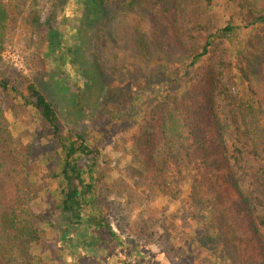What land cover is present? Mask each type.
Masks as SVG:
<instances>
[{
    "label": "rangeland",
    "instance_id": "374dc122",
    "mask_svg": "<svg viewBox=\"0 0 264 264\" xmlns=\"http://www.w3.org/2000/svg\"><path fill=\"white\" fill-rule=\"evenodd\" d=\"M250 1L264 8V0ZM2 2L7 17L0 31V77L18 87L21 78L32 79L59 108L62 132L85 133L88 143L98 147L93 167L98 202L126 247L110 255L101 247L82 248L77 243L80 230L71 231L69 239L35 219L37 240L29 243L28 252L38 264H264V192L252 193L245 204L231 195L222 209L217 204L210 209L194 203L188 181L181 180L175 192L167 182L176 178L154 173L153 143L166 85L179 88L183 107L196 95L193 110L205 128L215 111L205 97L207 70L214 64L221 78L217 106L227 112L223 106L235 101L251 104L264 140V24L243 28L238 17L244 14L239 5L245 0H109L107 14L98 21L85 15L77 0ZM228 22L238 26L235 34L215 42L210 54L190 65L207 35ZM41 30L46 35L59 31L64 53L46 56ZM238 50L249 68V87L229 73ZM71 51L77 52L75 59ZM158 74L162 85L138 90L145 78ZM106 86L116 89V98L123 92L130 98L138 94L116 119L104 114ZM191 88L194 94H189ZM0 110L12 148L30 155L28 208L21 207L45 213L60 189L59 178L52 176L58 172L57 143L36 111L13 95L0 91ZM217 199L208 194L204 201L215 204ZM83 256L88 260L81 261Z\"/></svg>",
    "mask_w": 264,
    "mask_h": 264
},
{
    "label": "trees",
    "instance_id": "16d2710c",
    "mask_svg": "<svg viewBox=\"0 0 264 264\" xmlns=\"http://www.w3.org/2000/svg\"><path fill=\"white\" fill-rule=\"evenodd\" d=\"M2 1L0 0V31L4 29L7 17ZM108 3L109 0H77V4H82L85 15L87 13L91 19L95 17L97 21L107 14ZM239 7L244 10L241 18L238 17L243 23V28L264 24V8H257L255 2L250 0H245ZM237 29L238 26L228 22L207 35L201 50L192 55L190 65L210 54V48L215 42L229 40ZM41 31L44 34L43 30ZM61 40L59 31L50 35L44 34L46 56L52 51L64 53ZM75 52L71 51V59L76 58ZM230 65L229 73L235 72L236 77L249 87V68L241 50L237 51ZM217 69V65L214 64L207 70V86L210 88H207L205 97L210 102L212 110L215 108L213 116L209 117L210 123L201 128L202 122L193 110L196 95L188 100L189 107L187 105L183 107L177 92L179 88L171 86L169 82L166 85L164 105L159 111V122L153 143L157 151L154 173L165 172L169 175V180L171 177L176 178L173 184L172 181L167 182L169 188L175 192L179 191L178 183L181 180L188 181L194 203L201 207L206 205L210 209L216 204V208L222 209L225 205L224 198L231 195L245 204L244 201L252 193L258 195L260 191V195L264 192V140L259 123L252 113L253 107L249 103L243 105L235 101L229 108L223 106L227 111L225 112L221 106H217L221 104L222 94L217 86L221 81L217 76L219 72ZM159 75L145 78L138 90L162 85L164 82L158 81ZM178 78L179 76H175L172 81L175 83ZM19 86L21 87L13 84L7 77H0V91L18 98L24 107L30 106L36 111L40 121L50 128L51 137L59 149L58 172L52 176L59 178L60 189L56 201L49 204L45 213L34 214L21 207L23 203V206L28 208L26 205L29 200L28 189L31 188L27 166L30 155L25 153L21 156L12 148L8 141L9 131L0 110V210L3 205L0 212V264H38L28 252L29 243L37 240L38 229L35 219L66 233L69 239L73 238L72 234H69L71 231L80 230L77 243L82 248L101 247L106 255L113 254L117 249H125L123 240L108 223L105 212L98 202L99 179L93 171L99 155L98 147L88 143L85 133L73 130L65 134L62 132L59 108L32 79L21 78ZM173 88L176 90H172ZM191 89L189 94H194L195 88ZM116 92V89L106 86L103 97L104 114L107 113L115 119L122 116L138 97V94L134 95L135 98L125 97L123 92L116 98ZM222 126H231L232 130L228 131L229 133L219 132ZM247 147L251 149L247 151ZM163 181L168 180L164 178ZM208 194L211 198L216 195L218 201L215 204L214 201L211 204L206 203L204 200ZM4 206L7 207L6 210ZM82 232L86 234L85 237H82ZM72 252L80 255L76 249ZM87 260V257H81V261ZM123 264L129 263L124 261Z\"/></svg>",
    "mask_w": 264,
    "mask_h": 264
}]
</instances>
